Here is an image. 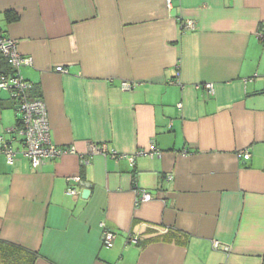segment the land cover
<instances>
[{"label":"crops","instance_id":"crops-1","mask_svg":"<svg viewBox=\"0 0 264 264\" xmlns=\"http://www.w3.org/2000/svg\"><path fill=\"white\" fill-rule=\"evenodd\" d=\"M260 32L264 0H0V33L32 58L21 72L47 103L55 143L160 151L88 165L65 154L39 168L0 151V264L8 244L34 264H264ZM18 123L0 92V134ZM137 189L152 198L138 203ZM102 222L117 234L111 248Z\"/></svg>","mask_w":264,"mask_h":264},{"label":"built area","instance_id":"built-area-1","mask_svg":"<svg viewBox=\"0 0 264 264\" xmlns=\"http://www.w3.org/2000/svg\"><path fill=\"white\" fill-rule=\"evenodd\" d=\"M168 5H171L172 0H166ZM184 28L193 30L196 27V21L192 18L185 19ZM259 36L264 40V32H260ZM0 54L6 59L9 64V71L0 72V92L8 91L12 99L15 101L16 108L19 113V123L11 128L9 132L11 137L7 139L5 135L0 134L1 148L0 151L6 156L8 163L13 164L16 159V154H23L34 168H39L50 159L61 157L65 154H79L80 163L88 165L94 154H110L115 158L128 157L131 163L135 162L137 155H149L154 157L160 154L156 145H152L149 149H139L134 154H119L114 150H110L106 143H91L89 153H79L77 147L73 144L59 145L52 139L51 123L47 103L43 98H34L31 96L34 83L27 79L21 72V67L32 62L31 57H27L21 53L18 47V41L6 34L0 33ZM58 71L66 69L59 65L56 67ZM210 94H214V84L203 83L202 85ZM124 88H132L133 84L125 82ZM182 104L179 103V106ZM19 142L20 148L13 146L14 142ZM239 156L245 159L250 157V153L241 151ZM172 178V177H170ZM70 186L67 193L76 195L78 193L77 185L82 182L81 175H76L70 178ZM137 202L147 201L152 198V195L144 189H137ZM102 226V242L103 245L111 248L115 244L116 232L108 227L105 222ZM135 242L139 240L137 236L132 238ZM214 247H220V241H214ZM228 249V246H225Z\"/></svg>","mask_w":264,"mask_h":264},{"label":"trees","instance_id":"trees-1","mask_svg":"<svg viewBox=\"0 0 264 264\" xmlns=\"http://www.w3.org/2000/svg\"><path fill=\"white\" fill-rule=\"evenodd\" d=\"M4 63L6 66L8 65L7 67H9V64L7 63L6 59L0 54V67H2ZM0 72H7L6 68L0 69ZM8 247L11 250L10 252L8 251L7 252L8 254L6 253V255L3 258L9 264H34L36 258L38 257L37 254L27 249H24L23 247L12 244H8Z\"/></svg>","mask_w":264,"mask_h":264},{"label":"water","instance_id":"water-1","mask_svg":"<svg viewBox=\"0 0 264 264\" xmlns=\"http://www.w3.org/2000/svg\"><path fill=\"white\" fill-rule=\"evenodd\" d=\"M86 187H89L88 183H83ZM86 193H88L87 191H84L83 194L85 195Z\"/></svg>","mask_w":264,"mask_h":264}]
</instances>
